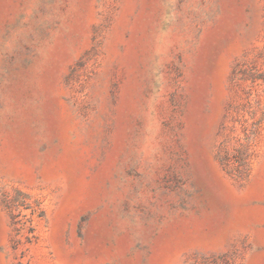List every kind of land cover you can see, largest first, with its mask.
Returning <instances> with one entry per match:
<instances>
[{
  "label": "rangeland",
  "instance_id": "374dc122",
  "mask_svg": "<svg viewBox=\"0 0 264 264\" xmlns=\"http://www.w3.org/2000/svg\"><path fill=\"white\" fill-rule=\"evenodd\" d=\"M0 264H264V0H0Z\"/></svg>",
  "mask_w": 264,
  "mask_h": 264
},
{
  "label": "trees",
  "instance_id": "16d2710c",
  "mask_svg": "<svg viewBox=\"0 0 264 264\" xmlns=\"http://www.w3.org/2000/svg\"><path fill=\"white\" fill-rule=\"evenodd\" d=\"M22 195L24 197L22 199V202H25L29 197H28V195L26 193H23V192H22ZM17 202H18L17 199L8 198L7 201H6V206H7V208H9L12 211L16 207ZM38 211H39V215L43 214V209L41 207H37L36 209L35 208L33 209V213L38 212ZM31 231H32V229L30 230V232Z\"/></svg>",
  "mask_w": 264,
  "mask_h": 264
}]
</instances>
